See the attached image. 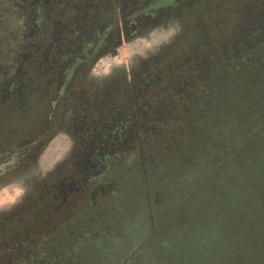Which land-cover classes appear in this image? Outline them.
Segmentation results:
<instances>
[{"label": "flooded vegetation", "instance_id": "1", "mask_svg": "<svg viewBox=\"0 0 264 264\" xmlns=\"http://www.w3.org/2000/svg\"><path fill=\"white\" fill-rule=\"evenodd\" d=\"M5 1L0 264H63V237L117 219L141 235L142 210L156 234L175 138L264 79V0Z\"/></svg>", "mask_w": 264, "mask_h": 264}, {"label": "trees", "instance_id": "2", "mask_svg": "<svg viewBox=\"0 0 264 264\" xmlns=\"http://www.w3.org/2000/svg\"><path fill=\"white\" fill-rule=\"evenodd\" d=\"M6 5L0 0V20L8 18L1 16ZM8 40L0 37L2 44ZM232 88L242 85L229 87L226 96ZM236 113L224 117L233 123L221 125V154L203 160L206 148L199 154L198 134L191 135L187 161L173 160L170 178L155 183V190L170 195L165 197L162 209L156 210V234L148 210H142L141 235L166 247L160 264H264V94L249 96ZM216 163L220 165L217 177L208 178L202 185L201 176L207 177ZM195 185L202 186L190 202L181 205L182 190H193ZM168 210H175L169 230L175 236L184 229V234L162 244L167 229L161 223ZM60 250L67 256L71 253V247Z\"/></svg>", "mask_w": 264, "mask_h": 264}, {"label": "rangeland", "instance_id": "3", "mask_svg": "<svg viewBox=\"0 0 264 264\" xmlns=\"http://www.w3.org/2000/svg\"><path fill=\"white\" fill-rule=\"evenodd\" d=\"M256 87L264 88L263 78L254 83L246 82V84L242 85L243 89L232 88L233 92L229 96H223L221 100L215 101L211 106H202L200 108L199 120H193L192 124L198 134L196 141L200 142L198 148L199 154L203 147L206 148L205 155L202 156L203 160H207L208 155L217 156L221 154V150L223 149V144L221 143V139L223 138L221 129L223 127L221 125L226 121L233 123L229 119H224V117L237 114L238 105L242 106L245 101L249 100V96L255 94L256 97H259L264 94L260 90L255 91ZM231 129L234 130L235 128L232 127ZM177 138H175L173 147L181 143L184 144L178 149L177 147L174 149L173 156L175 155V157L173 160L179 161L181 158V162H185L191 148L190 145H187L190 136L186 137L185 140H177ZM202 169L203 171L207 170L206 167H202ZM219 169L220 165L216 163L209 169L207 177L201 176V184L205 185L206 181L209 180L208 178H216ZM202 185L200 187L195 185L193 190L183 189L179 196V203L184 206V204L190 202ZM186 187L184 184L183 188ZM174 211L168 210L161 223L164 229L168 230H165V238L162 239V244L170 242L172 238H176L177 236L181 238L184 234V229L180 230L175 236L169 230ZM124 224L125 229H122V224L117 219L115 222L108 224L105 230H94V232H91L87 236L84 242L76 246L66 245L72 239L69 236L63 237L59 253L63 252L60 250L61 247L65 245V248L71 247V253L68 256L65 253L61 255L62 258H65V261L69 262L68 264H160L163 260L164 248H166L165 246L163 248L159 247L161 241H149L147 236L139 235L137 230L140 226L139 218L135 217ZM159 258L161 261H159Z\"/></svg>", "mask_w": 264, "mask_h": 264}]
</instances>
